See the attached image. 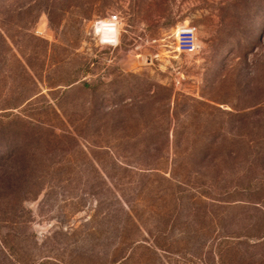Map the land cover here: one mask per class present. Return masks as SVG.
<instances>
[{
	"label": "rangeland",
	"instance_id": "rangeland-1",
	"mask_svg": "<svg viewBox=\"0 0 264 264\" xmlns=\"http://www.w3.org/2000/svg\"><path fill=\"white\" fill-rule=\"evenodd\" d=\"M262 175L264 0H0V264H264Z\"/></svg>",
	"mask_w": 264,
	"mask_h": 264
},
{
	"label": "built area",
	"instance_id": "built-area-1",
	"mask_svg": "<svg viewBox=\"0 0 264 264\" xmlns=\"http://www.w3.org/2000/svg\"><path fill=\"white\" fill-rule=\"evenodd\" d=\"M121 18L117 13H112L105 18L93 21L91 30L99 43L116 47L120 43ZM104 33H107L106 37ZM176 50L187 55H197L201 45L197 37V29L189 23H180L175 29Z\"/></svg>",
	"mask_w": 264,
	"mask_h": 264
},
{
	"label": "trees",
	"instance_id": "trees-1",
	"mask_svg": "<svg viewBox=\"0 0 264 264\" xmlns=\"http://www.w3.org/2000/svg\"><path fill=\"white\" fill-rule=\"evenodd\" d=\"M84 85H87V83H84ZM174 94H173V91L172 90H169L168 89V102H171V99L173 98ZM181 96V97H180ZM183 99V104H180V100ZM187 99H189V97L185 96V95H180L179 93H175V96H174V113H175V116L177 118V124L175 126V130H174V134L176 136V134H178V131H179V128L182 126V122L180 123V121L178 120L179 116H180V113L178 111L179 107L181 106V110L183 107H185V104H188L187 102ZM182 114V113H181ZM182 121V120H181ZM179 122V123H178ZM231 120L229 122V124H231ZM229 127V126H228ZM202 146L199 147V149H201ZM187 166V164H186ZM176 167L180 168V167H183L184 170H185V165H181L179 166L177 163H176V160L175 162H173V169H172V178L174 179L175 178V173H176ZM184 179H178L177 178V182L180 183V184H186V181H183ZM176 181V180H175ZM264 184V176H260V177H254V178H251L248 180L247 184H246V188L249 189V190H255L256 188L262 186Z\"/></svg>",
	"mask_w": 264,
	"mask_h": 264
}]
</instances>
